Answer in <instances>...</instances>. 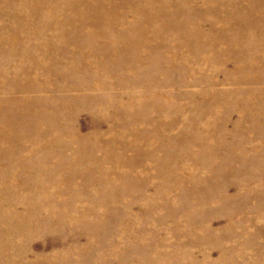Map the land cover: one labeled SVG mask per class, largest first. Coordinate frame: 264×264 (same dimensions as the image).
Returning <instances> with one entry per match:
<instances>
[{
	"label": "rangeland",
	"instance_id": "rangeland-1",
	"mask_svg": "<svg viewBox=\"0 0 264 264\" xmlns=\"http://www.w3.org/2000/svg\"><path fill=\"white\" fill-rule=\"evenodd\" d=\"M93 2L127 22L50 44L0 0V264H264V0Z\"/></svg>",
	"mask_w": 264,
	"mask_h": 264
},
{
	"label": "bare ground",
	"instance_id": "bare-ground-1",
	"mask_svg": "<svg viewBox=\"0 0 264 264\" xmlns=\"http://www.w3.org/2000/svg\"><path fill=\"white\" fill-rule=\"evenodd\" d=\"M7 1H13V0H7ZM21 1H26V2L29 3V5H28L27 8L31 7L30 9H32L34 11H35V9H38L37 4L35 3L37 0H16V2H21ZM41 1H43L45 3V6L39 8L40 11H43V13L41 15L44 14L45 9H48L47 10L48 12H47V15H46L47 18L53 19L54 17H56L55 14L57 15V17L50 24L49 23H45V24H47L46 27H45L46 28L45 29L46 35H48V36L51 35V38L48 37V40H50V42H49L50 44L52 42H57L56 40H58V38H59V40H61V39L63 40L64 37L66 38V36H68L67 34H69V33H75V32H78V31H79V33L83 32V33L87 34V35H81V37L87 38V40L81 38V41L88 42V43H93L94 41H97V40H95V38H96L95 36L98 35L99 30H102L103 31L104 28L105 29H108L110 27V26H108V24L109 25H110V23L125 24L127 22V21L126 22L123 21L122 23H120L119 21H117L115 19V17H112L111 16L112 14H110L108 11H105V10L103 11V15L102 14L96 15L97 10L95 9L94 12H93V9H94L93 8L94 7V4H93L94 2L93 1H95V0H41ZM72 1L73 2H77V3H81V8L77 5V3L72 4L73 6L70 5V3ZM108 1H111V0H108ZM4 2H5V0H4ZM8 4H10V3H8ZM7 8L9 9L10 8V5H9V7H6V9ZM3 9L0 8V10H3ZM114 9L115 8H111V10H114ZM123 11H126V13H130V15H136V12H138V10L135 9L134 7H131V8H128V7L125 8V7H123ZM20 16L21 15H19V14L18 15H14V16L12 15L15 23L19 24L18 22H20L21 25H22L21 29H23L25 31V26H24V24H22L21 17ZM29 16L33 17V14H30ZM100 16L101 17L103 16L104 19H105V21H103L100 18ZM53 22H55V24ZM69 27H71V28H69ZM2 28H4V26ZM72 31H75V32H72ZM28 32H30V29H28ZM7 42L9 43V45L11 47L10 50H12L10 52H17L18 51V47L19 46L15 47V45H19V43H20V42H18V39L15 40L13 37H10L9 36V37H7ZM116 42L117 41H115L113 39L111 42H108V44H109V46L112 49H117V47H115ZM41 48L44 49L43 52L49 51L50 49L52 50L51 46L49 47V46L43 45V46H41ZM35 49H37V48H35ZM87 50H89V52H92V51L94 52L96 49L95 48H92L91 49L89 47V48H87ZM19 56H23V55L22 54H19ZM3 64L4 63H2V65ZM17 69L18 68H16V70ZM29 69H27V71ZM2 70H4V69H2ZM36 70H38V68ZM7 71H8V69H7ZM27 71H26V73H27ZM34 73H36V72H34ZM4 78H5V76H1V79L0 80H4ZM29 80H32V78H30ZM33 80H35V79H33ZM33 82L36 83V80L33 81ZM33 85H35V84H33ZM25 87H27V86H25ZM71 87H72V85L68 84V85H66V86H64L63 88H60V89L62 91L65 90L66 92H69V90H72ZM52 90H53L52 96H57V94L54 95V93L58 92V90H55V89H52ZM14 91H15V93H20L21 92V97H23V95H26L27 92H28L26 89H16V90L10 89V88L8 89L6 87L5 80H4V84L0 82V109H1V105H2L1 103H4L3 102L4 100H10V99H12V101H13L14 98H11V97H13L11 94ZM21 100L23 102H25V101H27V97H23V98H21ZM14 101H17V100H14ZM18 101L21 102L20 99ZM29 102H30V100H29ZM29 102L27 101L25 104L27 105ZM39 107L40 106L37 105V107H35V109L33 110V112H36V114L34 115V116H36L34 118V120H35L37 126H40V125L41 126L42 125L44 126V123L45 122H47L51 118H54V116L56 115L55 114L56 111L53 110V109H48V111L46 110L47 112L44 113ZM24 109H26L28 113L31 112L30 111V108H29V110H28V108H24ZM6 113L4 112V115L2 116V118H0V144H2L5 141V139H3L1 137L3 135H7V133H6L7 131L6 130L7 129L10 130V128H11L10 126H12L13 124L17 125L16 124L17 123V120H16V122H13V123H10L9 122L11 120V117L8 115V113L7 114ZM15 114L17 115V113H14V115ZM14 115H12V117L13 118H16ZM28 142H29V145H31V146L32 145H35V141H33L32 139H29ZM0 148L2 149L3 147L1 146Z\"/></svg>",
	"mask_w": 264,
	"mask_h": 264
}]
</instances>
